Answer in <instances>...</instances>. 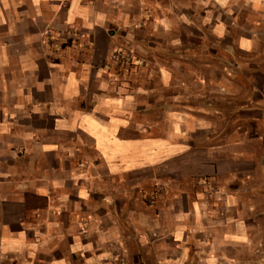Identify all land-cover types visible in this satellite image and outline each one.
<instances>
[{
	"label": "crops",
	"instance_id": "0c3cea01",
	"mask_svg": "<svg viewBox=\"0 0 264 264\" xmlns=\"http://www.w3.org/2000/svg\"><path fill=\"white\" fill-rule=\"evenodd\" d=\"M0 264H264V0H0Z\"/></svg>",
	"mask_w": 264,
	"mask_h": 264
},
{
	"label": "built area",
	"instance_id": "2783aa9c",
	"mask_svg": "<svg viewBox=\"0 0 264 264\" xmlns=\"http://www.w3.org/2000/svg\"><path fill=\"white\" fill-rule=\"evenodd\" d=\"M113 59H119L121 58L120 52H115L112 54ZM126 60L130 61L132 58L131 53H129L127 56H125Z\"/></svg>",
	"mask_w": 264,
	"mask_h": 264
}]
</instances>
